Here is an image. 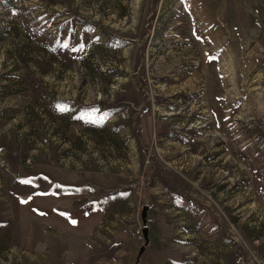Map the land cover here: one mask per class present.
I'll use <instances>...</instances> for the list:
<instances>
[{"label":"rangeland","instance_id":"obj_1","mask_svg":"<svg viewBox=\"0 0 264 264\" xmlns=\"http://www.w3.org/2000/svg\"><path fill=\"white\" fill-rule=\"evenodd\" d=\"M0 264H264V0H0Z\"/></svg>","mask_w":264,"mask_h":264},{"label":"water","instance_id":"obj_2","mask_svg":"<svg viewBox=\"0 0 264 264\" xmlns=\"http://www.w3.org/2000/svg\"><path fill=\"white\" fill-rule=\"evenodd\" d=\"M146 206L144 205L141 209L140 212V218H141V222L145 223V212H146ZM141 236L143 237V243L138 247L137 249V255H139L142 252L143 247L146 245L148 237H147V226H143L141 227Z\"/></svg>","mask_w":264,"mask_h":264},{"label":"snow or ice","instance_id":"obj_3","mask_svg":"<svg viewBox=\"0 0 264 264\" xmlns=\"http://www.w3.org/2000/svg\"><path fill=\"white\" fill-rule=\"evenodd\" d=\"M22 183H31L30 180H26V181H22ZM40 195H44V193H40ZM73 223H75V221H73Z\"/></svg>","mask_w":264,"mask_h":264},{"label":"built area","instance_id":"obj_4","mask_svg":"<svg viewBox=\"0 0 264 264\" xmlns=\"http://www.w3.org/2000/svg\"><path fill=\"white\" fill-rule=\"evenodd\" d=\"M136 232H137V236H139V235H138L139 231H136Z\"/></svg>","mask_w":264,"mask_h":264},{"label":"crops","instance_id":"obj_5","mask_svg":"<svg viewBox=\"0 0 264 264\" xmlns=\"http://www.w3.org/2000/svg\"><path fill=\"white\" fill-rule=\"evenodd\" d=\"M145 247V246H144Z\"/></svg>","mask_w":264,"mask_h":264}]
</instances>
